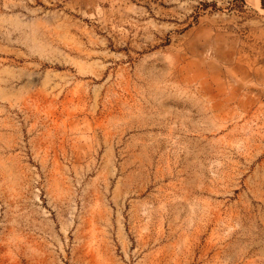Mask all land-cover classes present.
I'll return each mask as SVG.
<instances>
[{"label": "rangeland", "instance_id": "rangeland-1", "mask_svg": "<svg viewBox=\"0 0 264 264\" xmlns=\"http://www.w3.org/2000/svg\"><path fill=\"white\" fill-rule=\"evenodd\" d=\"M0 264H264L260 0H0Z\"/></svg>", "mask_w": 264, "mask_h": 264}, {"label": "trees", "instance_id": "trees-1", "mask_svg": "<svg viewBox=\"0 0 264 264\" xmlns=\"http://www.w3.org/2000/svg\"><path fill=\"white\" fill-rule=\"evenodd\" d=\"M230 4L232 7H241L243 4V0H230ZM260 6L264 10V0H260Z\"/></svg>", "mask_w": 264, "mask_h": 264}]
</instances>
